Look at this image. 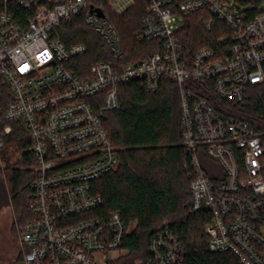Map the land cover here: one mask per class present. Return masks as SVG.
<instances>
[{
    "label": "built area",
    "instance_id": "2783aa9c",
    "mask_svg": "<svg viewBox=\"0 0 264 264\" xmlns=\"http://www.w3.org/2000/svg\"><path fill=\"white\" fill-rule=\"evenodd\" d=\"M134 1L0 0V75L11 91L0 112V167L15 121L25 127L35 156L30 216L17 221L22 257L16 264H120L133 224L119 211L106 210L105 197L94 188L120 161L96 107L118 108L119 85L139 80L155 91L166 79L180 88L191 210L208 211L210 248L233 253L240 264H264L261 136L250 122L226 116L203 95L211 87L219 97L240 102L250 85L264 84V1L145 0L136 37L158 40L161 47L122 63L125 50L110 11L122 13ZM249 1L258 5L247 8ZM197 11L209 14L204 25L216 27L218 36L215 45L190 53L180 29L185 15ZM79 15L103 38L112 59L77 73L72 59L86 45L65 44L59 27ZM202 154L219 160L223 174L210 176ZM185 258L183 241L167 227L155 233L138 263L185 264Z\"/></svg>",
    "mask_w": 264,
    "mask_h": 264
},
{
    "label": "trees",
    "instance_id": "16d2710c",
    "mask_svg": "<svg viewBox=\"0 0 264 264\" xmlns=\"http://www.w3.org/2000/svg\"><path fill=\"white\" fill-rule=\"evenodd\" d=\"M145 7V0H135L122 13L110 11L125 50L122 63L139 60L161 47L158 40L139 41L136 37ZM205 18H209V14L202 11L185 15L180 38L190 53L202 46L215 45L217 28L207 29ZM59 34L67 45H86V52L72 59L77 73L81 66L87 69L96 61L112 59L103 38L87 25L82 15L63 19ZM118 95V108L103 111L97 106L96 110L117 148L119 165L94 182L95 190L105 197L104 208L119 211L127 223L133 224L132 232L123 243L128 253L117 263L139 264L140 260H145L151 238L168 227L183 241L185 264H240L233 253L210 248L205 231L210 222L208 211L191 210L192 178L185 165L189 156L182 144L181 95L177 81L166 79L157 90L150 91L141 81L133 80L119 85ZM203 95L226 116L250 122L264 146V84L250 85L246 99L240 102L219 97L211 87ZM10 99V88L0 75V112ZM12 124L14 130L6 138L5 150L12 146L21 156L19 166L6 174V187L8 203L12 204L17 219L24 221L30 216L28 204L35 156L30 149L32 140L23 124L20 121ZM262 162L264 165V156Z\"/></svg>",
    "mask_w": 264,
    "mask_h": 264
},
{
    "label": "rangeland",
    "instance_id": "374dc122",
    "mask_svg": "<svg viewBox=\"0 0 264 264\" xmlns=\"http://www.w3.org/2000/svg\"><path fill=\"white\" fill-rule=\"evenodd\" d=\"M257 5V3L249 1L246 7L252 8ZM3 154L4 166L0 167L3 175H0V264H15L22 256V248L18 241L17 221L19 219L17 220L12 204L8 203L6 174L12 168L19 166L21 152L10 146L9 149L4 150ZM200 160L210 176L223 174L224 167L219 160L206 154H202Z\"/></svg>",
    "mask_w": 264,
    "mask_h": 264
},
{
    "label": "water",
    "instance_id": "95a60500",
    "mask_svg": "<svg viewBox=\"0 0 264 264\" xmlns=\"http://www.w3.org/2000/svg\"><path fill=\"white\" fill-rule=\"evenodd\" d=\"M99 13L102 15L103 13H102V11L99 9Z\"/></svg>",
    "mask_w": 264,
    "mask_h": 264
}]
</instances>
